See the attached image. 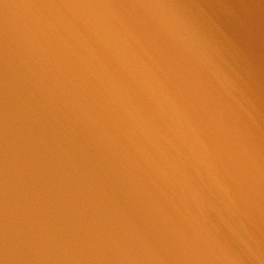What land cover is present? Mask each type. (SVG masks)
Listing matches in <instances>:
<instances>
[{"label":"water","instance_id":"95a60500","mask_svg":"<svg viewBox=\"0 0 264 264\" xmlns=\"http://www.w3.org/2000/svg\"><path fill=\"white\" fill-rule=\"evenodd\" d=\"M0 264H264V0H0Z\"/></svg>","mask_w":264,"mask_h":264}]
</instances>
